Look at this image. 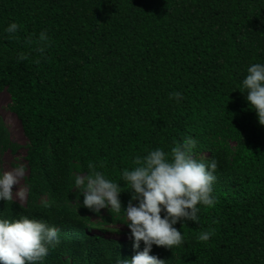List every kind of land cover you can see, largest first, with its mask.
I'll return each mask as SVG.
<instances>
[{
    "label": "trees",
    "instance_id": "1",
    "mask_svg": "<svg viewBox=\"0 0 264 264\" xmlns=\"http://www.w3.org/2000/svg\"><path fill=\"white\" fill-rule=\"evenodd\" d=\"M252 63H264V0H0V93L27 139V203L0 201V219L59 229L43 264L129 259L144 244L133 249L123 209L83 207L74 174L93 165L121 185L126 206L122 170L192 137L194 158L217 162L216 203L198 205L197 223L175 225L181 246L150 254L166 264H264V125L241 91ZM19 148L0 119V170Z\"/></svg>",
    "mask_w": 264,
    "mask_h": 264
},
{
    "label": "clouds",
    "instance_id": "2",
    "mask_svg": "<svg viewBox=\"0 0 264 264\" xmlns=\"http://www.w3.org/2000/svg\"><path fill=\"white\" fill-rule=\"evenodd\" d=\"M17 29L18 25L12 22L5 32L12 34ZM40 39L46 42L45 33L40 34ZM20 58L23 59V55ZM241 89L247 92L246 100L256 112L259 123L264 125V63L247 67ZM169 98L179 102L182 94L174 92ZM196 146L197 141L187 137L168 152L158 147L142 158L136 157L135 167L121 173L130 193L126 206H122L119 198L121 185L107 179L93 165L89 164L92 170L87 174H74L73 189L83 195L82 206L93 213H100L102 209L119 213L123 209L126 225L131 229L133 249H140L141 242L144 244L142 251H136L129 259H120L117 264H166V260L150 254L153 246L168 249L181 246L184 234L175 225L197 223L198 205H215L213 185L217 162L212 160L205 164L194 158ZM25 167L19 164L12 171L0 170V201L15 203L13 186L24 176ZM18 194L22 200L24 192ZM43 206L49 207L50 202L43 201ZM58 233L55 226L27 216L12 221L0 219V264H43L50 250L60 243ZM210 236V232H202L197 239L204 242Z\"/></svg>",
    "mask_w": 264,
    "mask_h": 264
},
{
    "label": "rangeland",
    "instance_id": "3",
    "mask_svg": "<svg viewBox=\"0 0 264 264\" xmlns=\"http://www.w3.org/2000/svg\"><path fill=\"white\" fill-rule=\"evenodd\" d=\"M11 102L10 96L7 92L0 93V119H3L10 131L12 140L21 145L17 153L14 154L12 151L8 150L4 153L1 160V167L3 171H12L17 165L24 164L25 156V144L27 143L26 136L24 135L23 128L18 117L8 110V105ZM25 176V174H24ZM24 176L19 178L18 184L13 186V198L14 201L26 204L27 203V187L25 186ZM19 191L24 192V198L21 200L19 196ZM111 237L115 238H126L124 235L119 234H109Z\"/></svg>",
    "mask_w": 264,
    "mask_h": 264
}]
</instances>
